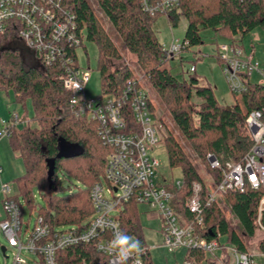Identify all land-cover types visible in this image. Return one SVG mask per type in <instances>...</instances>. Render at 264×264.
<instances>
[{"label": "trees", "instance_id": "trees-1", "mask_svg": "<svg viewBox=\"0 0 264 264\" xmlns=\"http://www.w3.org/2000/svg\"><path fill=\"white\" fill-rule=\"evenodd\" d=\"M94 1L113 27L122 47L136 58L138 69L204 166L206 177L168 130L164 147L169 167L180 168L183 174L180 189L174 187L175 181L166 185L174 192L173 208L177 216L182 224L194 221L188 203L194 185H201L204 206V225L198 227L201 237L248 252L247 241L258 233L255 221L264 188L229 191L209 206L206 196L208 187L221 182L222 169L241 163L251 149L253 139L246 120L252 112L264 109V83L252 82L251 77L245 75L246 90L234 96L230 107L225 106L217 99L214 88L210 84L202 85L195 72L180 81L164 67L169 58L153 30L159 15L152 16L146 11L142 0ZM64 5L76 15L84 44L92 42L98 48L97 69L102 95L119 96L127 82L137 79L134 71L127 64L113 65L123 57L89 0H65ZM167 17L173 26H177L181 17L187 20L183 51L201 46L204 30L228 35L231 45L242 47L240 41L246 35L257 28L264 29V0H179L178 7ZM3 42L4 35H0V92L12 91L15 102L23 107L30 101L33 108L30 121L36 125H12L9 130L11 148L21 154L25 165V172L14 180L18 193L13 199L23 210L21 198L31 206L33 191L38 189L46 205L39 207L36 221L42 218L52 230L87 224L94 213L90 191L104 178L107 159L113 149L103 143L95 122L76 118L71 113V94L58 80L60 71L56 67L40 65L19 41L13 42L19 45L6 48ZM26 50L36 63L26 60ZM151 105L156 108L152 99ZM61 140L80 153L59 159ZM209 154L219 160L221 169L209 166ZM51 160H55L52 176L48 166ZM63 176L69 181L68 185H64ZM227 209L232 219L227 216ZM118 220L122 231L145 244L139 207L135 202L122 208ZM258 249L264 251L263 242ZM187 262L215 264L209 255L197 250L187 251ZM58 264H106V258L93 246L78 245L60 252ZM144 264H153L151 253L144 256Z\"/></svg>", "mask_w": 264, "mask_h": 264}, {"label": "built area", "instance_id": "built-area-1", "mask_svg": "<svg viewBox=\"0 0 264 264\" xmlns=\"http://www.w3.org/2000/svg\"><path fill=\"white\" fill-rule=\"evenodd\" d=\"M64 3L65 0H0V35H4V41L22 43L40 65L56 67L60 71L58 80L71 94V113L76 118L95 122L99 137L113 149L104 171L107 185L98 182L92 187L90 199L94 213L87 224L52 230L39 218L28 235V230L23 229V210L13 199L10 185H1L5 218L0 222V229L16 253L13 264H58L60 252L78 245L93 246L106 258V264H115L112 256L103 249L112 240L114 231H122L118 215L131 202L138 207L147 206V213L161 220L163 245L170 250L202 251L216 264H257L255 254L249 251L241 252L222 241L201 237L198 227L204 225V206L199 184L194 185L188 203L195 219L182 224L173 208L174 192L166 186L169 182L161 175L162 163L155 152L157 146L164 144L168 130L159 112L151 105L152 98L141 79L127 82L119 96L87 97L86 85L91 70L79 65L78 56L85 48L84 38L76 15ZM178 4L179 0H142L144 9L152 16L168 15ZM183 50V43L178 41H172L165 49L169 59ZM219 51L227 83L234 95L246 90L245 75L251 77L257 71L264 77L259 64L253 62L252 52L245 53L242 47L231 44L219 47ZM190 72H195L194 66ZM128 118L132 122H128ZM246 124L253 145L241 163L229 164L222 169V180L218 185L208 187L207 206L218 202L229 191L264 188V109L252 112ZM12 125L4 128L0 140L9 137ZM207 161L212 169H221L214 155H207ZM182 184L177 181L174 187L180 189ZM255 225L262 236L257 244L259 248L264 243V197L258 204ZM142 249L129 264H144V256L150 253V248L144 244ZM22 252L32 256L33 260L28 262ZM257 252L264 258V251L258 249ZM237 254H242L244 260Z\"/></svg>", "mask_w": 264, "mask_h": 264}, {"label": "rangeland", "instance_id": "rangeland-1", "mask_svg": "<svg viewBox=\"0 0 264 264\" xmlns=\"http://www.w3.org/2000/svg\"><path fill=\"white\" fill-rule=\"evenodd\" d=\"M94 11L98 15L105 30L114 40L115 44L120 50L123 57L121 61L113 62L114 66H122L127 64L134 71L137 78L141 79V83L145 90L148 92L152 101L162 117L163 124L165 123L169 130L181 143L186 153L194 160L197 166L200 168L203 176H207L204 173V166L199 162L195 153L191 150L189 144L185 141L183 135L173 122L170 113L168 112L166 106L162 103L158 95L151 88V85L143 74L141 70L138 69L136 65V58L128 53L123 47L121 42L117 39L116 32L114 31L111 24L104 17L100 9L98 8L94 0H89ZM187 29V20L181 17L177 26H173L167 15L161 14L153 23V30L165 49H168L172 41H178L180 44L184 41L185 33ZM203 44L199 47H195L189 51H182L179 55H176L172 60L168 59L164 67L168 68L172 74H174L178 80L182 81L191 74L190 68L195 66L197 72L195 76L201 80L202 85L210 84L214 90L217 99L223 103L225 106L230 107L234 102V95L229 88V85L224 74L222 61L219 59V47L230 45L231 39L228 35L216 33L213 30H204L201 33ZM10 41H4L3 46L11 47L17 46ZM240 45L244 49L245 53H253V62L259 64V69L264 74V29L257 28L253 32L246 35L241 41ZM85 49L79 51V65L83 68H88L91 70V77L86 85L87 97L90 99L97 98L102 95L101 77L97 69V58H98V48L92 43L85 41ZM21 47V45H20ZM218 52V54H216ZM24 56L27 61H32L36 63L30 52L27 50L24 52ZM251 81L255 83H264V77L260 75L257 71L253 72L251 75ZM18 114L20 119H31L33 116V108L30 101L26 103V107L18 105L15 102V97L12 91L0 92V133L4 128L9 125V122L15 118ZM31 125L35 127V123L28 120L26 123H22L20 126ZM5 143H9L8 138L5 137L0 140V165L4 169V173L1 176V183L9 184L11 187L12 194H17L18 189L14 182V178L24 171L23 162L12 154L11 148L8 150L5 147ZM156 156L162 163V168L160 169L162 177L167 179L168 182L171 181H181L183 179V174L180 168L171 169L168 164V157L165 151L164 144H160L155 148ZM64 185H68V180L64 176ZM74 181V180H73ZM106 187V182L104 178L102 181ZM82 186V185H80ZM1 194V193H0ZM34 203L30 206L26 201L21 198V203L23 205V229L28 230L26 234L28 235L33 229L37 213L40 206H45V200L41 197L38 189L33 191ZM0 208L3 209L2 203L0 201ZM148 207L145 205H140L139 215L140 222L143 230V235L145 238V245L150 248V253L152 255L153 264H186V254L187 251L183 249H169L163 245V238L161 235L162 223L159 218L152 216L148 212ZM227 216L232 219L229 210L227 209ZM72 226V225H71ZM71 226L60 227L59 229H68ZM26 235V236H27ZM25 236V238H26ZM262 236L257 233L254 239L247 241V248L250 253L255 254V261L257 264H264V258L258 255V241ZM24 238V239H25ZM2 247L6 249L4 254ZM15 251L11 249L8 245L6 237L3 235L0 229V264H13L15 260ZM23 257L31 262L33 257L22 252ZM216 264V263H215Z\"/></svg>", "mask_w": 264, "mask_h": 264}, {"label": "clouds", "instance_id": "clouds-1", "mask_svg": "<svg viewBox=\"0 0 264 264\" xmlns=\"http://www.w3.org/2000/svg\"><path fill=\"white\" fill-rule=\"evenodd\" d=\"M103 250L112 256L115 264H129V261L133 260L135 255L143 249L138 239L128 235L124 231L116 230L113 233L112 240ZM237 255L240 260H244L242 254Z\"/></svg>", "mask_w": 264, "mask_h": 264}, {"label": "crops", "instance_id": "crops-1", "mask_svg": "<svg viewBox=\"0 0 264 264\" xmlns=\"http://www.w3.org/2000/svg\"><path fill=\"white\" fill-rule=\"evenodd\" d=\"M216 54H218V52L216 53ZM173 59V58H172ZM171 59V60H172ZM223 64V63H222ZM195 67V66H194ZM197 72V68H195V73ZM16 116V118H13V120L11 121V122H9V124H14V125H20V124H22V123H26L28 120H30V119H20V117L18 116V114H16L15 115ZM15 120V121H14ZM24 125V124H23ZM8 141H9V139H8ZM5 147H6V149L8 150L9 148H11V145H10V141H9V143H5ZM11 150H12V154H14V156H16L17 158H19L22 162H23V165H24V161H23V158H22V156H21V154L19 153V152H17V151H14L12 148H11ZM25 172V165H24V171L22 172V174ZM3 173H4V169H3V167L0 165V179H1V176L3 175ZM22 174H19L18 176H16L15 178H14V180L17 178V177H19V176H21ZM0 183H1V181H0ZM1 186V185H0ZM16 194H14V196H15ZM0 201H1V203H2V206H3V195L2 194H0ZM140 207V206H139ZM146 214H147V212H145ZM5 218V211H4V207H3V209H1L0 208V222L3 220ZM186 264H189V262H187V254H186Z\"/></svg>", "mask_w": 264, "mask_h": 264}, {"label": "water", "instance_id": "water-1", "mask_svg": "<svg viewBox=\"0 0 264 264\" xmlns=\"http://www.w3.org/2000/svg\"><path fill=\"white\" fill-rule=\"evenodd\" d=\"M79 153L80 151L76 147L70 146L63 140L60 141V154L58 156L59 159L69 158ZM48 166H49V174L50 176H52L55 170V160L49 161ZM2 251L4 254L6 253V249L4 247H2Z\"/></svg>", "mask_w": 264, "mask_h": 264}]
</instances>
